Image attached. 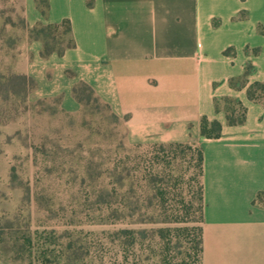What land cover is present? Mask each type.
I'll list each match as a JSON object with an SVG mask.
<instances>
[{"label": "crops", "instance_id": "1", "mask_svg": "<svg viewBox=\"0 0 264 264\" xmlns=\"http://www.w3.org/2000/svg\"><path fill=\"white\" fill-rule=\"evenodd\" d=\"M22 6L29 28L69 21L75 41L49 58L27 42L30 100L60 98L77 113L73 89L85 82L127 144L201 147L202 264H264V103L248 97L264 82V0H50L46 17L36 0ZM225 98L246 107L243 124H228ZM203 118L222 125L220 138L201 135Z\"/></svg>", "mask_w": 264, "mask_h": 264}, {"label": "rangeland", "instance_id": "2", "mask_svg": "<svg viewBox=\"0 0 264 264\" xmlns=\"http://www.w3.org/2000/svg\"><path fill=\"white\" fill-rule=\"evenodd\" d=\"M22 7V0H0L1 263L39 264L41 246L56 255L62 245L73 244L78 253L68 264H117L114 233L121 225L115 222L114 209L108 208V203L114 208L116 199L117 166L125 168L124 191L136 209L123 227L168 228L173 247L180 228L189 229L193 238L200 217L196 146L161 151L151 144L129 145L122 123L101 104L91 101L69 113L58 98L31 101L20 86L4 78L12 67L22 73L26 58L28 36L19 24ZM10 37L17 41L14 50ZM151 169L164 193L163 206L161 196L146 186L144 178ZM150 218L154 222L146 223ZM166 218L170 222L163 224ZM142 241L125 264L157 263L146 260L150 240Z\"/></svg>", "mask_w": 264, "mask_h": 264}, {"label": "trees", "instance_id": "3", "mask_svg": "<svg viewBox=\"0 0 264 264\" xmlns=\"http://www.w3.org/2000/svg\"><path fill=\"white\" fill-rule=\"evenodd\" d=\"M36 4L41 13L46 17L50 12V0H36ZM23 16L21 17L19 24L20 28L27 33L28 42L33 40H40L43 43L42 57L49 58L53 54H58L62 56L65 51L69 48L75 46L74 38L72 37V29L69 21H64L61 24H39L33 28H29L24 16V7H22ZM11 21L6 22V25L10 24ZM10 48L12 50L16 49L17 41L13 38H9ZM16 55H13V59ZM13 68V67H12ZM12 68L9 69V77H4L8 82L14 84L15 86H20L26 97L29 96L30 92L36 87V83L27 75L23 73H16ZM250 71V67L247 69V74ZM246 79V78H245ZM246 80L238 79L231 80L232 86H237L238 84H245ZM73 94L75 99L82 105L86 107L89 102L93 101L95 103L103 105L107 110L110 111L112 118L116 122H120V118L111 112L110 107L107 104L101 102L100 98L96 95L93 88L85 82H79L75 85L73 89ZM248 97L254 102L264 103V82L254 83L248 88ZM60 102V98H58ZM225 112L227 115L228 124L231 126L243 124L246 120V107L237 100L231 98H225ZM216 107L219 109V103L216 102ZM201 135L205 138L214 139L220 138L222 135V125L218 121H209L207 118H203L201 123ZM188 146L192 149L193 146L197 151L198 155V210L200 212L199 220L197 221L199 225H195L193 228V238L191 232L187 228H180L177 231L176 238H178L176 245L172 246L173 238L171 236V230L168 228H161L157 231H148L136 229L130 230L123 227L124 222L127 218L133 217L136 213V209L133 206V202L129 204L127 200V192L124 191L125 186V168L122 166H117L113 175H116L117 181L114 188L116 199L114 201V208L112 204L108 203V208L114 209L113 216L116 224L121 226L116 229L114 233L115 240L118 244V263L125 264L128 262L130 253L136 248L140 240H150L149 248L151 249V255H149L146 260H156L155 264H202L203 256V222H204V187H203V161L204 153L203 149L197 145L192 144H154V148L161 151H165L167 147H183ZM153 169V168H152ZM149 171L144 178L146 181V186L151 192L154 191L156 197L161 196L160 204L164 205V193L160 187H157V177L154 175L153 170ZM138 203V200L135 201ZM107 203V202H106ZM105 203V204H106ZM149 207L153 203V199L149 201ZM131 210H133L131 212ZM151 220V221H150ZM154 221L150 218L146 223H153ZM170 221L166 218L162 221L163 224H168ZM3 238V233L0 231V240ZM156 239L159 241L157 242ZM32 237L30 239V242ZM141 242V244L143 243ZM157 247V250L154 248ZM39 264H68L67 259L72 255H77V250L73 244L62 245L58 250L59 254L48 253L47 247L41 246L39 249ZM1 252V248H0ZM177 252V255L173 253ZM1 256V253H0ZM140 258V257H139ZM178 259V260H177ZM176 260V261H175ZM145 261L141 260V263Z\"/></svg>", "mask_w": 264, "mask_h": 264}]
</instances>
